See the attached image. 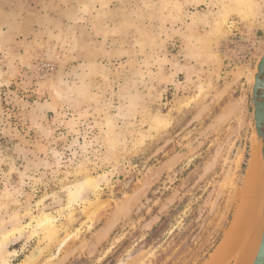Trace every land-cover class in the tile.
<instances>
[{
    "label": "rangeland",
    "instance_id": "obj_1",
    "mask_svg": "<svg viewBox=\"0 0 264 264\" xmlns=\"http://www.w3.org/2000/svg\"><path fill=\"white\" fill-rule=\"evenodd\" d=\"M263 50L264 0H0V264L44 213L33 264H218L233 230L235 264Z\"/></svg>",
    "mask_w": 264,
    "mask_h": 264
},
{
    "label": "bare ground",
    "instance_id": "obj_2",
    "mask_svg": "<svg viewBox=\"0 0 264 264\" xmlns=\"http://www.w3.org/2000/svg\"><path fill=\"white\" fill-rule=\"evenodd\" d=\"M252 79L254 81V73L252 75ZM250 80H251V78H250ZM163 118L164 117H162V119L161 118L156 119L158 122L157 123L158 125H162L164 123L165 118L164 119ZM153 121L155 122V120H153ZM211 126H212V124L202 134L203 135L206 134L210 130V128L213 127V126L212 127ZM259 150L256 149L255 150L256 152L253 153V156L250 159V163H249V167L247 169V173H246V177H245V183H244L246 189H245V192H244V195L242 198V202H241V204L238 205L237 210L235 212L236 216H234V217H235V224H237L238 222L245 223L247 226V232H248V229H250L254 220L257 219L255 217L258 216L257 213L259 212V214H261V217H262V221H261L262 225L260 224L261 228L259 227L260 230L258 229V233H257L258 235L255 238L254 242H252L253 244L250 247L251 249L247 250V253H245L243 257L241 254L240 257L237 259L235 264H251L248 262L249 261V259H248L249 253L252 250L253 245H255V243L258 241L259 236L262 235V231H263L264 162H263V156L261 153L260 145H259ZM247 188H248V190H247ZM250 189H252V190L254 189V190L251 192ZM33 226H34V234L39 235L41 232H43V233H45L46 239L44 238L45 239L44 240L41 238L42 240H44V242H42V240L40 239L41 244L39 243V245L37 247H35V249L32 251V253L29 255V257L26 259L27 264H33L34 262H36L51 247L53 242L55 240H57L56 239L57 233L55 231V227H56L55 226V219H54V216L50 215V213H44L41 217L37 218L36 224ZM234 232L235 231L233 230L232 233L228 236V238L224 241V243L222 242V245L219 248L218 256L216 257L217 259L215 258L217 260L218 264H220V262L223 258H227L228 255H229L230 259H232L233 256H236L235 254H237V252H236L237 249L234 250L233 246L235 247L238 244L236 245L237 242L235 243L233 240ZM247 232H246V234H247ZM240 234H241V232H240ZM239 236H243V234H241ZM247 236H248V234H247ZM249 237L250 236H248V238ZM236 238L234 237L235 240H236ZM245 256H246V258H245ZM4 262H7V260H4Z\"/></svg>",
    "mask_w": 264,
    "mask_h": 264
},
{
    "label": "water",
    "instance_id": "obj_3",
    "mask_svg": "<svg viewBox=\"0 0 264 264\" xmlns=\"http://www.w3.org/2000/svg\"><path fill=\"white\" fill-rule=\"evenodd\" d=\"M252 102H253V122L255 131L259 139L261 153L264 162V50L259 57L254 69V81L252 84ZM261 237V238H260ZM232 254V253H231ZM223 258L220 264H225L229 260ZM251 264H264V203H263V231L259 236L258 246L253 255Z\"/></svg>",
    "mask_w": 264,
    "mask_h": 264
},
{
    "label": "crops",
    "instance_id": "obj_4",
    "mask_svg": "<svg viewBox=\"0 0 264 264\" xmlns=\"http://www.w3.org/2000/svg\"><path fill=\"white\" fill-rule=\"evenodd\" d=\"M15 40H16V38H15ZM17 41V40H16Z\"/></svg>",
    "mask_w": 264,
    "mask_h": 264
}]
</instances>
